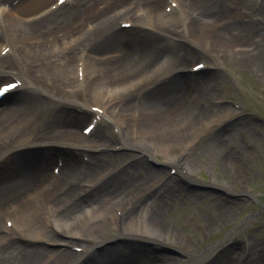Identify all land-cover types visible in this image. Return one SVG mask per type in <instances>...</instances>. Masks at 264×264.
<instances>
[{
  "label": "bare ground",
  "instance_id": "obj_1",
  "mask_svg": "<svg viewBox=\"0 0 264 264\" xmlns=\"http://www.w3.org/2000/svg\"><path fill=\"white\" fill-rule=\"evenodd\" d=\"M47 1H34L28 9ZM97 1L77 0L74 14L59 7L27 22L19 20L21 11H28L25 0L0 2V21L5 22L0 30L6 36L0 42V79L20 82L7 95L11 105L0 110V264H134L142 258L105 249L125 237L161 242L166 231H160L157 216L164 207L143 205L138 215L134 203L159 192L162 180L153 182L155 171L144 161L127 159L109 169L102 156L115 146L109 144L108 129L99 125L108 122L117 130L120 148L146 157L161 154L165 165L178 166L186 171V181L198 183L187 170V147L168 152L172 136L184 141L190 118L189 131L196 134L239 112L214 97L213 78L189 71L183 41L189 36L195 48L217 58L229 51L247 66L261 57L264 0H102L103 7ZM14 54L16 60L8 61ZM208 64V69L218 68ZM80 92L79 101L75 95ZM31 103L30 113L16 109ZM196 103L208 107L200 110ZM43 111H49L46 118L33 126ZM85 119L100 120L89 136L79 131ZM222 156L229 166L228 152ZM214 218L222 220L221 215ZM110 227L117 234L103 238L102 229ZM251 261L264 263L262 258ZM140 264L189 262L146 257ZM191 264L244 263L217 250Z\"/></svg>",
  "mask_w": 264,
  "mask_h": 264
},
{
  "label": "rangeland",
  "instance_id": "obj_2",
  "mask_svg": "<svg viewBox=\"0 0 264 264\" xmlns=\"http://www.w3.org/2000/svg\"><path fill=\"white\" fill-rule=\"evenodd\" d=\"M34 1L37 2V0H25L23 4L29 5L24 8L32 9L30 6H33ZM55 1L38 3L39 6L34 11L29 9L26 12L21 11L19 20L27 22L37 16L44 17L45 14H51L52 12L49 13L50 11L46 8H50ZM76 1L69 0L59 9L62 8L63 13L74 14ZM97 3L103 7L102 0L97 1L96 6ZM7 8L11 9L8 3ZM32 13L35 15H31ZM88 21L90 24L93 22ZM4 23L1 19L0 25L3 26ZM84 24L86 27L85 22ZM6 35L8 36L7 33ZM5 37L0 30V42ZM187 39L192 40L189 36ZM187 39L183 41L181 48L187 64L189 66L197 62H202L206 66L209 65L208 63L215 64L217 69L207 68L200 77L213 78L212 85L215 86L210 88L215 90H211V93L215 95L214 97H222L228 107L239 112V116L196 134L193 133L194 131H189L190 125L194 122V119L190 118V125L185 126L188 129L184 133V141L172 136V141L168 145L169 151L168 149L167 151L173 155L180 146L187 147L184 160L189 167L186 168L190 172V178L198 183L186 181L181 170L172 165H165L161 154L146 157L135 150L118 148L123 141L116 129L108 122L99 125L108 129V138L111 139L109 144L115 146L106 150L102 156L110 169H118L123 160L129 159L144 161L149 169L155 171L152 177L153 182H156L155 179L158 177L160 179L170 173L163 180L162 189L159 192L149 196L146 202L139 198L134 203V206L139 209L138 215L144 213L143 205L151 208L158 205L164 207L157 216L162 224L160 231H166V235L160 238L161 242L153 243L141 238L125 237L117 245L106 246L105 251L114 252L113 254L121 253L120 251L125 254L139 253L137 256L142 258L137 259L134 264H140L146 257L186 259L191 264L195 259L216 253L218 250L224 254L228 252L230 255H236L244 264H249L251 260L264 259V43L260 49L259 61L247 66L238 61V57L229 51L225 53L224 58L213 57L207 50L195 48ZM214 51L211 50V54H215ZM154 52L159 53L156 49ZM4 54L1 53L2 56ZM15 60V54L8 57V61ZM13 79V77L4 76L0 79V83ZM75 96L78 100H82L84 94L80 92ZM51 101L60 106L70 105L67 100L51 99ZM10 105L11 101L5 100L0 103V110ZM30 105L16 109L27 114L34 108L33 103ZM72 105L77 110L79 105L77 103ZM218 105L212 103V106L221 109ZM196 106L200 110L208 107L207 104L199 103H196ZM47 113L49 111H43L33 126L36 122L44 120ZM74 115L78 116V112ZM89 123L90 121L85 119L79 131L84 133ZM133 138L137 139V137ZM217 139L222 141L220 146L215 143ZM227 152L230 164L224 166L221 159ZM166 190L173 193H166ZM220 215L221 221L219 218H214ZM127 222L130 223L129 219ZM116 234L117 230L112 227L103 228L100 233L103 238L114 237ZM49 246L55 250L64 249L62 246ZM185 246L187 248L184 249Z\"/></svg>",
  "mask_w": 264,
  "mask_h": 264
},
{
  "label": "snow or ice",
  "instance_id": "obj_3",
  "mask_svg": "<svg viewBox=\"0 0 264 264\" xmlns=\"http://www.w3.org/2000/svg\"><path fill=\"white\" fill-rule=\"evenodd\" d=\"M9 87H14V85H9Z\"/></svg>",
  "mask_w": 264,
  "mask_h": 264
}]
</instances>
